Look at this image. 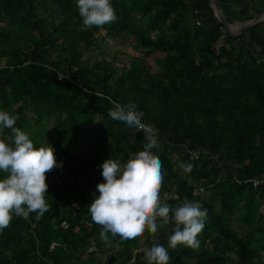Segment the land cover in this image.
Segmentation results:
<instances>
[{
    "label": "trees",
    "instance_id": "trees-1",
    "mask_svg": "<svg viewBox=\"0 0 264 264\" xmlns=\"http://www.w3.org/2000/svg\"><path fill=\"white\" fill-rule=\"evenodd\" d=\"M217 1L230 24L264 10V0ZM110 3L117 20L86 28L77 0H0V111L17 117L15 127L35 147L51 146L56 161L68 162L64 175L56 167L46 174L49 211L39 220L35 212L28 219L14 215L0 232V264H148L146 249L168 247L174 222L155 234L146 231L141 249L139 238L122 244L108 234L101 240L88 211L105 182L102 163H125L147 143L143 132L132 137L109 115L116 104L129 103L157 130L159 146L151 151L162 164L161 200L170 208L188 200L207 210L199 248H169V264H264V217L258 213L264 184L253 189L235 182L264 173V55L258 57L253 44L257 28L264 43V21L231 36L208 0ZM99 30L111 38L130 34L144 55L162 53L155 57L158 75L140 59L118 72L103 57L83 59L96 48ZM97 131V146L80 160L74 150ZM10 136L6 129L2 137ZM182 144L199 149L195 161ZM178 163L193 169L185 172ZM198 185L203 194L194 195Z\"/></svg>",
    "mask_w": 264,
    "mask_h": 264
},
{
    "label": "clouds",
    "instance_id": "clouds-1",
    "mask_svg": "<svg viewBox=\"0 0 264 264\" xmlns=\"http://www.w3.org/2000/svg\"><path fill=\"white\" fill-rule=\"evenodd\" d=\"M77 8L86 28H103L117 20L110 0H77ZM109 115L135 132L142 131L147 143L125 163L111 158L102 163L105 182L97 185L99 195L88 207L92 221L101 228V240L107 241L111 234L123 244L137 240L146 231L155 234L158 227L174 222L167 248L157 243L145 250L148 264H169L168 249L178 245L198 249L197 237L205 227L207 210L198 202L185 200L170 208L161 200L162 164L151 151L159 146L157 130L142 123L134 103L116 104ZM16 120L14 115L0 111V137L6 129L11 130L10 137L0 139V173L7 174L0 179V232L11 226L14 215L28 219L35 212L39 220L49 211L46 174L57 167L54 149L35 147L29 135L15 127ZM179 167L185 172L193 169L191 163Z\"/></svg>",
    "mask_w": 264,
    "mask_h": 264
},
{
    "label": "rangeland",
    "instance_id": "rangeland-1",
    "mask_svg": "<svg viewBox=\"0 0 264 264\" xmlns=\"http://www.w3.org/2000/svg\"><path fill=\"white\" fill-rule=\"evenodd\" d=\"M232 24L237 25V23H232ZM83 26L84 25L82 24L80 27ZM95 44H96V48H94L91 51L84 52L82 55V58L87 60L89 63L103 57L105 60L110 61L111 68H113L116 72H118L121 69V67H128L132 60L140 59L147 66L148 73L152 74L154 77L158 75L159 68L156 65L155 57H161L162 53L155 52L154 54L144 55L141 52L139 45L130 34H121L118 37L111 38L105 36L103 30H99L95 34ZM24 112L29 117V121H31L30 111L28 109H25ZM46 127H50V125L48 124L46 125ZM100 135L101 133L97 131L93 136H86L84 140L80 143L79 147L74 150V152H76L79 155L80 160H82L83 157L88 156V153L97 146L96 144L97 139ZM2 138L3 137H1L0 139ZM178 165L180 164L178 163ZM67 166H68V162H62L60 160L57 161L56 168L59 170L61 175L65 174V168ZM204 195L206 196V193ZM258 213L259 215L264 217V203L258 207ZM230 224L232 227L236 228V224L234 221H231ZM146 241H147L146 237L144 236L140 237L138 240V246L141 247V249H144L147 244ZM111 249L113 251L116 250L115 247H111ZM89 250L90 249H88V251ZM103 255L104 254L97 251L95 257H98L99 260L103 261L104 260ZM123 262L124 260H122V263ZM87 264H92V263L88 262Z\"/></svg>",
    "mask_w": 264,
    "mask_h": 264
},
{
    "label": "water",
    "instance_id": "water-1",
    "mask_svg": "<svg viewBox=\"0 0 264 264\" xmlns=\"http://www.w3.org/2000/svg\"><path fill=\"white\" fill-rule=\"evenodd\" d=\"M208 1H209V6L212 9L213 15L216 17L218 22L224 27L227 34L231 36H237L241 32L246 31L248 28L264 21V10H261L257 14H255L251 19L241 24H237V25L230 24L228 23L224 14L222 13L218 1L217 0H208Z\"/></svg>",
    "mask_w": 264,
    "mask_h": 264
},
{
    "label": "built area",
    "instance_id": "built-area-1",
    "mask_svg": "<svg viewBox=\"0 0 264 264\" xmlns=\"http://www.w3.org/2000/svg\"><path fill=\"white\" fill-rule=\"evenodd\" d=\"M235 41H237V39H235ZM57 78L58 79H63L65 78L66 80L72 82V83H75L71 77H69L67 74L65 73H57ZM79 86V85H78ZM80 87V86H79ZM144 123V122H142ZM145 124V123H144ZM126 125V124H125ZM147 125V124H146ZM127 126V125H126ZM149 126V125H148ZM128 127V126H127ZM128 131L130 133V135L132 137H134L136 135L137 132H135L134 129L132 128H129L128 127ZM142 132V131H140ZM144 134V133H143ZM181 147V151H184L187 156H188V159L190 161H195L197 159V157L199 156V149L198 148H186L183 144L180 145ZM235 182L239 185V184H244V183H249L250 186L255 189L256 187H258L259 185H262L264 184V173H261L257 176H253V177H250V178H247V179H243V180H238V179H235ZM203 186L202 185H198L193 194L194 195H201L203 194Z\"/></svg>",
    "mask_w": 264,
    "mask_h": 264
},
{
    "label": "crops",
    "instance_id": "crops-1",
    "mask_svg": "<svg viewBox=\"0 0 264 264\" xmlns=\"http://www.w3.org/2000/svg\"><path fill=\"white\" fill-rule=\"evenodd\" d=\"M255 51L258 57L264 55V43L262 40L261 28H257L254 30V42Z\"/></svg>",
    "mask_w": 264,
    "mask_h": 264
}]
</instances>
